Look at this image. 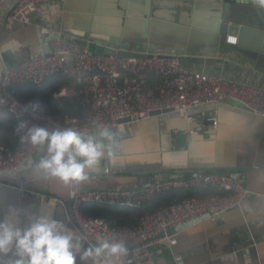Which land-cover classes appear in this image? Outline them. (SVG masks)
<instances>
[{
    "label": "crops",
    "instance_id": "1",
    "mask_svg": "<svg viewBox=\"0 0 264 264\" xmlns=\"http://www.w3.org/2000/svg\"><path fill=\"white\" fill-rule=\"evenodd\" d=\"M16 1L0 3V24ZM223 2L61 0L41 4L28 23L3 26L0 77L4 65L47 52L50 40L59 35L95 40L112 50L174 54L186 68L264 87V68L226 43L227 34L219 33ZM260 50L259 46L258 55ZM74 87L75 77L53 94L59 107L64 98L74 100ZM211 110L218 118L215 127L203 124ZM191 113V122L166 111L134 121L121 135L113 132L119 144L116 154L100 159L83 188L128 190L193 170L228 173L250 193L219 219L212 216L178 231L172 251L181 255L182 264H264V117L225 102L200 106ZM12 118L3 113L1 119L10 122ZM46 147H36L20 168L0 171V220L24 227L30 218L47 215L72 230L68 186L36 166ZM152 252L146 264H174L168 249L155 245Z\"/></svg>",
    "mask_w": 264,
    "mask_h": 264
},
{
    "label": "built area",
    "instance_id": "2",
    "mask_svg": "<svg viewBox=\"0 0 264 264\" xmlns=\"http://www.w3.org/2000/svg\"><path fill=\"white\" fill-rule=\"evenodd\" d=\"M4 0H0V3ZM61 0H17L0 24V33L6 23L29 22L41 4H56ZM237 36L227 35L225 42L237 44ZM168 55V54H166ZM156 72L163 76L159 95L154 96L147 86L145 73ZM66 74L75 77L74 100L86 110L82 117H54L38 108L25 111L29 102L20 101L14 86L21 82H41L46 76ZM228 100L240 102L246 111L264 117V87L238 82L222 74L193 70L181 65L176 56L138 50L114 49L113 54H96L77 44L73 37L55 36L47 52L33 54L12 66L4 65L0 77V108H6L14 117L19 137L14 152L0 149V171L16 170L35 153L36 147L21 137L27 128H19L21 121L28 127L38 125L49 130L72 127L85 133H94L97 126H106L121 135L134 121L143 120L166 111H173L185 122H191L192 110ZM237 107V106H236ZM240 108V107H239ZM215 127L218 118L215 110L206 116ZM189 133H193L190 130ZM108 171V168L105 169ZM220 188L225 194H206L184 198L171 206L157 209L146 215L135 228L110 227L101 218H87L80 214L82 203L109 202L132 206L154 193L178 188ZM250 193L241 181L221 171H189L186 175H171L147 186L120 189H84L83 182L68 186L72 230L80 238L79 264H93L92 259L81 261L83 251L94 246L101 238L117 239L125 243L128 254L124 264H146L152 257L153 246L169 250L174 264H182L179 253L172 250L177 244V233L168 230L187 219L208 213L212 216L237 207ZM12 258L19 259L12 251ZM96 264H100L97 260Z\"/></svg>",
    "mask_w": 264,
    "mask_h": 264
},
{
    "label": "clouds",
    "instance_id": "3",
    "mask_svg": "<svg viewBox=\"0 0 264 264\" xmlns=\"http://www.w3.org/2000/svg\"><path fill=\"white\" fill-rule=\"evenodd\" d=\"M255 7L264 9V0H252ZM39 105L29 102L34 112ZM19 128H27L21 137L34 147L46 145V155L36 165L48 177L69 186L89 179L97 170L100 159L112 158L119 147L114 133L106 126H97L94 133H85L72 127L49 130L26 121ZM107 141V143L105 142ZM80 238L62 221L47 215L29 219L24 227H18L10 220H0V254L10 251L19 259L16 264H76V253L80 252ZM125 243L117 239L101 238L94 246L85 249L81 261L92 259L93 264H124L127 256Z\"/></svg>",
    "mask_w": 264,
    "mask_h": 264
},
{
    "label": "trees",
    "instance_id": "4",
    "mask_svg": "<svg viewBox=\"0 0 264 264\" xmlns=\"http://www.w3.org/2000/svg\"><path fill=\"white\" fill-rule=\"evenodd\" d=\"M148 88L157 95V90L163 82V76L156 72L145 73ZM73 77L64 74H53L46 76L41 82H21L14 86V92L17 98L22 102H34L39 105L38 110L50 116L63 118L65 115L73 117H82L86 115V110L78 106L73 99L62 100V106L59 107L53 94L60 88L70 83ZM149 83V85H148ZM19 90L22 93H19ZM62 99V98H61ZM3 113L11 116L6 108H0V149L4 152H14L18 146V127L14 117L10 122H5L2 118ZM225 194L226 191L220 188L210 187H192L189 189L178 188L170 191H161L154 193L149 198L141 200L138 204L127 206L118 203L92 202L82 203L79 207L80 213L87 218H101L110 227L115 228H135L141 219L165 206H171L182 201L184 198L201 196L206 194ZM0 264H16L18 259H13L8 254H0ZM76 264L78 260L76 259Z\"/></svg>",
    "mask_w": 264,
    "mask_h": 264
},
{
    "label": "water",
    "instance_id": "5",
    "mask_svg": "<svg viewBox=\"0 0 264 264\" xmlns=\"http://www.w3.org/2000/svg\"><path fill=\"white\" fill-rule=\"evenodd\" d=\"M221 7L222 25L219 33L222 35L230 33L236 35L238 40L235 46L237 49L249 55L256 60L260 67L264 68V9L253 6L252 0H224ZM73 40L81 47H85L96 54L108 55L114 53V50L95 40L87 41L78 37H73ZM259 46L261 50L258 55L256 51L259 50ZM165 56L173 58L176 55L165 54ZM176 57L180 59L179 56ZM225 103L244 108L240 102L235 100H228ZM203 124L208 125L210 122L204 120ZM220 216V214H217L214 215V218L219 219ZM209 217L211 215L208 213L191 217L181 225L169 229L168 232H178Z\"/></svg>",
    "mask_w": 264,
    "mask_h": 264
}]
</instances>
